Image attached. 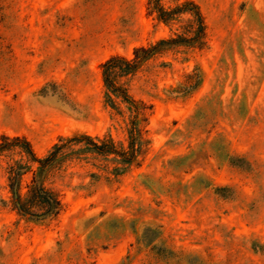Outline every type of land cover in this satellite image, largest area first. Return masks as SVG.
Returning a JSON list of instances; mask_svg holds the SVG:
<instances>
[{"label":"rangeland","instance_id":"obj_1","mask_svg":"<svg viewBox=\"0 0 264 264\" xmlns=\"http://www.w3.org/2000/svg\"><path fill=\"white\" fill-rule=\"evenodd\" d=\"M186 2L200 38L115 70L127 100L103 64L191 39V13L0 0V264H264V0H159ZM15 138L38 159L62 146L41 178L57 217L15 209L12 187L25 198L40 168Z\"/></svg>","mask_w":264,"mask_h":264},{"label":"trees","instance_id":"obj_2","mask_svg":"<svg viewBox=\"0 0 264 264\" xmlns=\"http://www.w3.org/2000/svg\"><path fill=\"white\" fill-rule=\"evenodd\" d=\"M151 4L153 6V9L159 12V18L163 21H167L169 17H171V15L175 13H191L198 23V29L194 32V36L189 40L184 37H178L177 39L172 40H161L156 45L149 48L141 47L136 49L134 51V59L132 60L116 56L105 62L102 66V69L107 90L109 91V93L118 97L122 96L127 100H129L127 92L121 86H117L116 84H114L113 80H111L112 73L115 70H118V72L122 76H129L135 73L139 68V65L153 56L162 46L170 45L173 43L196 42L198 41L204 30L203 15L199 6L194 2H186L182 6L177 7L171 11H165L164 8L160 6L159 0H151ZM108 98L111 101V96H108ZM86 139L90 140L89 137H86ZM2 141L4 142V144H0V151H3L8 147L9 138L3 137ZM14 141L18 143L21 141L24 142L25 144L23 147H25V152L33 159L34 162L40 164V168L35 174L32 185L29 187L28 194L25 198H23L21 194L16 191L15 187H12L14 201L13 203L15 209L20 215L37 220L46 219L48 217H57L61 213L63 208L62 201L53 191L45 187L41 178L43 176V172L56 158V154L58 150L62 148V146L55 145L53 151L46 158L38 159L29 142L20 138H15ZM94 146L97 147L96 145ZM101 147L97 149L102 151ZM20 176V172H13V176L11 175V179L17 181Z\"/></svg>","mask_w":264,"mask_h":264}]
</instances>
